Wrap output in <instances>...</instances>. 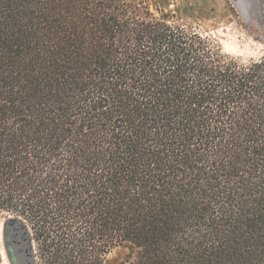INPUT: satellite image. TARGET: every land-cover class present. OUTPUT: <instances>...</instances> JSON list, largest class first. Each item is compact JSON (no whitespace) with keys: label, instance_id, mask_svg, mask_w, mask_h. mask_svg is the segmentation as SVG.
Returning a JSON list of instances; mask_svg holds the SVG:
<instances>
[{"label":"trees","instance_id":"trees-1","mask_svg":"<svg viewBox=\"0 0 264 264\" xmlns=\"http://www.w3.org/2000/svg\"><path fill=\"white\" fill-rule=\"evenodd\" d=\"M3 214L13 264H264V56L157 0H0Z\"/></svg>","mask_w":264,"mask_h":264},{"label":"rangeland","instance_id":"rangeland-1","mask_svg":"<svg viewBox=\"0 0 264 264\" xmlns=\"http://www.w3.org/2000/svg\"><path fill=\"white\" fill-rule=\"evenodd\" d=\"M181 24H193L215 37L224 51L245 61L264 56V0H157ZM0 216V264H13ZM25 248V247H23ZM19 264H30L26 254Z\"/></svg>","mask_w":264,"mask_h":264}]
</instances>
